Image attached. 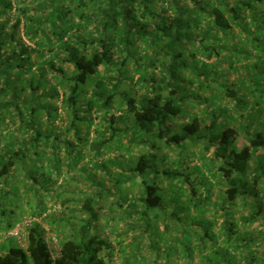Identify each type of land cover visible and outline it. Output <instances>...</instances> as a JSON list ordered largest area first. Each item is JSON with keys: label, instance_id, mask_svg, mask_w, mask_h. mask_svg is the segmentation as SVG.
<instances>
[{"label": "trees", "instance_id": "1", "mask_svg": "<svg viewBox=\"0 0 264 264\" xmlns=\"http://www.w3.org/2000/svg\"><path fill=\"white\" fill-rule=\"evenodd\" d=\"M239 35V45L229 41ZM253 55L256 63L246 64L251 72L239 83L221 81V63ZM263 56L264 0H0V231L21 221L24 207L30 220H40L24 227V247L15 241L0 250V264L113 262L115 245L96 228V210L108 199L101 190L85 189L79 218L57 216L45 205L43 197L60 198L63 191L56 185L61 178L66 187L62 176L78 165L75 151L94 167L113 163L127 170V175L118 173L115 196L121 183L130 180L141 189L131 201L157 206L163 199L158 178H179L189 183L188 190L173 182L172 198L183 193L189 201L202 198L208 204L213 185L208 179L201 183L204 198L196 199L201 193L189 174L159 166L162 147L182 152L187 141L211 152L203 165L223 184L217 198L225 233L218 241L212 221L203 223L204 235L197 242L202 264H264V121L255 126L264 112V68L258 64ZM136 86L144 92L132 91ZM248 91L257 98L255 107L243 100ZM178 93L198 113L176 123L183 116L174 98ZM117 101L121 113L115 116ZM190 108L184 104L182 110ZM85 112L98 121V132L80 131ZM64 117L62 130L55 121ZM120 121L125 127L118 126ZM124 137L127 155L133 146L141 149L126 169L120 155L104 159ZM237 201L248 211L242 222L259 221L261 229L237 234L229 220ZM67 202L63 198L62 204ZM130 203L122 197L111 201L122 212ZM41 221L58 239L55 260ZM65 222L73 223V233L64 234ZM208 244L212 250L202 253Z\"/></svg>", "mask_w": 264, "mask_h": 264}, {"label": "rangeland", "instance_id": "2", "mask_svg": "<svg viewBox=\"0 0 264 264\" xmlns=\"http://www.w3.org/2000/svg\"><path fill=\"white\" fill-rule=\"evenodd\" d=\"M26 5L33 8L35 4L34 2L28 1ZM10 15L12 16V12ZM240 39L241 35L237 38H232L229 41L239 45L241 41ZM24 40L28 42L26 38ZM228 46L233 48L229 44ZM250 47L251 46H249V48ZM230 52L231 51L222 52V54L225 55ZM213 60L214 59L212 58L208 60V62ZM260 61L261 62H258L259 69H263L264 56ZM233 62L234 63L231 65L224 63L220 64L221 71L218 73H223L221 75V81L239 83L241 78L246 77V71L247 74H250L251 72L250 67L246 70V64H251L253 67V64L256 63V59L253 55L251 59L240 57V60H237V58H234ZM138 88L139 87L137 86L132 87V91L138 90L137 94L144 92V89ZM179 92H182L181 88H179ZM183 92H185V90H183ZM207 92L208 91H206L205 94ZM129 93L134 95L131 92ZM243 93H246L243 95V100L248 102L246 106L253 103V107H255L257 98H255L250 91ZM178 95L179 97L174 98L175 102L181 108L179 115L183 116L176 118V123L183 120L186 121V119L190 118L193 114L197 115L198 113V108L195 104L191 106L189 101L187 99L184 100L180 93H178ZM119 104L120 103L117 101L116 106L118 109L115 110V116L121 113ZM184 104L191 107L187 112L186 110H182ZM253 112H255V110H252L249 113ZM262 120L264 121V112H262L257 118L255 126H257L258 122ZM55 123H59L62 130H64L66 127V117L62 120H56ZM232 123L234 125L238 124L236 121H232ZM125 125V121L118 122L119 127H125ZM99 127L98 121L94 120L91 114L85 112L82 115V121L80 123V131L82 133L98 132ZM109 132L110 131L106 132L105 135L109 136ZM240 132L244 134L243 130H240ZM128 137L130 136L128 135ZM187 142L188 144L182 152L180 149L168 150L167 148L162 147L160 149L161 161H159V166L161 168L179 170L184 174H189L190 180L198 186L197 192L201 193L196 194V199L199 198V196L204 198L205 195L203 193L204 188L202 184L204 185L205 180L208 179L209 182L213 184L210 187L212 193L208 204L206 202L202 203V198L200 203L191 200L189 201L184 197L183 193L179 194L180 198H172L173 195L170 192L169 187L173 182L180 188H183L185 192L188 190L189 183L182 182L179 178L174 181L163 177L158 178L161 183L159 193L162 195L163 199L157 206H150L147 202H139L138 200L131 201L132 198H136L140 195L141 189L138 183L132 184L130 180H125L126 182L124 181L121 183L122 187L116 191L120 195L117 194L115 196L112 193L115 192V180L119 177L118 173L120 171H125L127 175V170H123V168L113 165V163L108 164L105 169L94 167L90 164L87 158L81 160V153L75 151L72 158L74 159L73 162L78 163V165L69 174H63L62 176L63 181H65V179L68 180L66 187L61 186V178L56 185V190L63 191L62 193L60 192V198L55 194H52V197H43L45 205L50 207V211L54 212L57 216L61 214L66 217L74 214V217L79 218L82 216L80 205L84 197H86L85 189H88V187H92V189L97 187V190H101L102 194L108 198L107 200H101L100 205L96 210L98 213L96 228L98 232L106 235L115 245L116 255L111 264H166L167 262L168 264H202V261L200 260L201 253L198 250L197 242L199 237L204 235L201 228L203 223L207 224L208 221H212V228L216 233L218 241L221 240L225 233L222 227L224 219L222 216L223 212L218 208L220 201L217 198L223 184L221 183V178L214 179L209 173V170L203 165L204 159L211 157V152L205 153V151L201 150V144L195 145L189 143V141ZM123 145H126V137L122 138V144H120L118 148L109 150L104 155V159H108L114 154L120 155L118 159L122 162L124 169H126L131 163H133L134 158L136 159L135 155L141 149H139V146L137 145L133 146V150L128 153V156L127 151L122 149ZM123 155L125 156L123 157ZM80 164L84 165L86 170L90 169L89 172H85L79 168ZM90 180L98 182L99 185H91ZM121 197L128 198L131 202L129 206L127 205L128 207L125 212H122L119 208L118 210L116 208L118 206L117 204H111V201H115L117 198ZM63 198L68 199L69 202L63 205ZM236 204L233 216L229 218V220L233 221L234 225L237 227L236 229L239 231V233H237L238 235L242 232H249L252 234L253 230L261 229L262 225L264 227V224L260 225L259 221L253 222L252 224L243 223L241 218L248 213L247 208H242L239 201H237ZM206 205L208 209L206 208ZM194 208H197V212ZM23 209L25 214H22L24 215L22 218H28L29 213L25 211V209L28 208L24 207ZM44 223L48 226L47 222L44 221ZM64 224L65 225L62 226L64 228V234L73 233V223L70 224L65 222ZM192 228H195L197 232L192 233ZM6 232V230L0 231V250L2 251H5L9 245L16 243L15 240L7 237ZM116 233H122L120 234V239L115 238ZM204 237L208 240L206 236ZM3 242H5V245L2 244ZM211 250L212 247L208 244L202 253H210ZM121 251H124V253L118 255ZM234 253L236 255V252ZM122 256H126V261L124 259L122 260Z\"/></svg>", "mask_w": 264, "mask_h": 264}, {"label": "built area", "instance_id": "3", "mask_svg": "<svg viewBox=\"0 0 264 264\" xmlns=\"http://www.w3.org/2000/svg\"><path fill=\"white\" fill-rule=\"evenodd\" d=\"M28 218H22L18 221L11 229L6 232L7 237H12L17 242L18 245L24 247L26 245L27 231L24 229L25 226L29 225L31 221L40 220L33 218L32 220ZM41 227L45 230V241L49 250L50 258L55 260L60 256V245L58 239L53 231L41 221ZM1 241V239H0Z\"/></svg>", "mask_w": 264, "mask_h": 264}, {"label": "crops", "instance_id": "4", "mask_svg": "<svg viewBox=\"0 0 264 264\" xmlns=\"http://www.w3.org/2000/svg\"><path fill=\"white\" fill-rule=\"evenodd\" d=\"M3 245H5V242L2 243ZM1 245V244H0Z\"/></svg>", "mask_w": 264, "mask_h": 264}]
</instances>
